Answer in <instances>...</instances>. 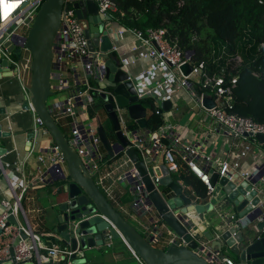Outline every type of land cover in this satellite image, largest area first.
Returning a JSON list of instances; mask_svg holds the SVG:
<instances>
[{
	"label": "built area",
	"instance_id": "1",
	"mask_svg": "<svg viewBox=\"0 0 264 264\" xmlns=\"http://www.w3.org/2000/svg\"><path fill=\"white\" fill-rule=\"evenodd\" d=\"M44 1L0 0V58L7 60L13 75L20 81H23L21 66L22 71H28L31 74V55L25 48V41L37 11ZM79 1L83 0H64L62 6L60 28L52 58V78L56 83L52 91L57 93L69 90V93L66 101L50 107L51 114L55 121L64 118L72 119L70 126L72 148L111 204V201H115L113 183H126L130 186L132 212L139 216L142 222L143 231L140 233L154 243L163 236L161 233L163 225L160 226L158 223L143 182L133 164L125 156V149L135 150L144 162L149 158L152 164L158 155L161 157L167 174L151 178L156 189H159L158 183L161 177H171L177 172V158H179L205 185L207 195L215 192V187L210 183V174L197 164L199 158L206 164L210 162V158L199 155L193 145L184 143L174 134L175 125H165L163 104L174 103L180 91L184 90L189 101L207 118L213 120L224 133L244 141L258 135L264 138V123H256L249 118L228 112L232 105V90L236 84V77L229 78L230 76L223 73H210L204 62L193 63L191 54L184 53L175 43L169 41L164 29L139 30L121 25L122 13L118 11L113 0H92L97 6L98 14L104 19L103 30L107 33L112 45L110 51L105 54L115 55L119 68L127 75V80L133 82L138 102L142 103L141 100L147 98L153 99L155 113L163 120V124L157 131L143 137L135 134L131 128L133 121L126 117L125 108L117 104L108 90L97 87L104 81L105 59L102 58L103 52L99 50V47L93 51L89 49L88 40L85 37L88 23L78 19L74 6ZM126 34L131 35L138 46H129L125 42L120 44ZM5 44L11 46L12 51L20 49L19 57L15 58L12 51L7 52ZM136 59L150 61V66L142 70L137 78L129 72L130 65H133ZM186 65L190 70L184 74L181 69ZM134 80L139 86L134 84ZM100 93L113 97V108L119 121V128L127 141L126 148L122 152H115L113 158L107 156L98 136L97 127L99 124L102 125L101 121L97 116L90 117V107L94 105L95 97ZM206 98L212 100V107L204 105ZM26 101L28 111L35 115V133L39 135L44 132L49 135L41 119L36 116L29 98ZM148 115L146 108V119ZM113 147L115 150L117 144ZM249 150L250 146L246 145L239 156L245 157ZM35 161L37 162L35 172L28 179L23 173L22 166L17 162L13 164V169L21 175L23 184L11 186V197L0 198V264L7 262L23 264L32 261L33 258L40 264V257L48 259L49 264H78L72 258L74 252L68 251L60 243L50 242L48 246L41 247L40 237L32 232L27 219L24 217V223L20 221V215H23L21 204L24 195L33 189L45 188L67 174L65 161L55 145L48 151H38ZM151 167L154 168L153 165ZM236 167L238 163H234L232 168ZM227 169L229 165L222 163L219 174L222 175ZM0 171H4L1 163ZM241 175L245 177L248 174L241 173ZM259 180L264 185V173ZM8 184H11V181L8 180ZM178 185L184 188L182 183ZM17 190H19L18 193ZM191 197L194 198L193 195ZM194 200L198 201L196 198ZM10 217H13L15 223L9 221ZM219 217L227 220L230 216L219 214ZM171 236L172 238L168 241L169 246L181 245V242H176L172 234ZM111 240V235L106 231L104 241L107 247H110ZM199 245L201 249L196 250L197 253L208 262L235 264L229 257L212 249L208 241H201ZM39 250H44L46 254L42 256ZM134 257L141 263L135 255Z\"/></svg>",
	"mask_w": 264,
	"mask_h": 264
},
{
	"label": "water",
	"instance_id": "2",
	"mask_svg": "<svg viewBox=\"0 0 264 264\" xmlns=\"http://www.w3.org/2000/svg\"><path fill=\"white\" fill-rule=\"evenodd\" d=\"M63 2L64 0H45L41 4L25 41V48L31 55L29 102L61 153L67 172L57 179L65 182L62 192L64 196L60 200L56 198V203L52 205L56 217L52 218L54 228L47 236L55 238L68 251L74 252L72 258L78 264L86 262L85 258H77L78 256L81 257L86 251L103 244L106 231L112 240H122L143 264H212L196 251L201 249L199 243L204 240L210 243L212 249L222 254L226 251L234 256L237 264H264V185L259 180L264 169L249 173L245 177L230 169L222 175L211 171L210 183L217 188L216 193H223L226 197L231 212L227 220H222L213 209L216 199L199 204L169 176L161 177L158 183L159 187L167 189V192L156 189L151 178L162 176L161 172L166 175L164 165L159 167L160 169L152 168L149 158L144 162L135 150L125 149V156L133 164L143 182L158 223L160 226L163 225L162 235L170 232L176 242H181L179 246H168L165 249L155 247L151 239H147L131 225L97 187L70 141L59 129L48 105L49 98L54 95L52 58L60 28ZM74 6L78 19L88 23L85 37L90 51L99 47L103 52L104 81L99 87L108 90L117 104L125 108L126 117L130 121L141 129H146V107L138 102L133 82L127 80V75L119 68L115 55L105 54L110 51L112 45L103 26L95 25L101 18L96 4L92 0H83ZM4 46L7 52L12 51L11 46L7 44ZM19 54L20 49L12 51L15 58H18ZM181 70L187 74L190 68L186 65ZM12 76L13 72L7 60L0 58V80ZM111 95L103 93L98 95L112 132L117 138V148L114 150L108 134L101 124L98 125V136L109 158H113L115 152H122L127 146V141L119 128ZM204 105L212 107L213 102L206 98ZM169 108L170 103L165 102L163 110L167 111ZM23 109L29 110L27 101L24 102ZM4 114L0 109V115ZM1 128L0 120V137H9L10 134L1 132ZM31 137L32 134H29L27 139ZM255 138L264 141L262 136L258 135ZM4 153L5 150L0 148V155ZM9 221L15 223L13 217H10ZM206 222L210 223L211 228L214 227V237L206 231ZM197 226L203 230L202 235L197 232Z\"/></svg>",
	"mask_w": 264,
	"mask_h": 264
},
{
	"label": "crops",
	"instance_id": "3",
	"mask_svg": "<svg viewBox=\"0 0 264 264\" xmlns=\"http://www.w3.org/2000/svg\"><path fill=\"white\" fill-rule=\"evenodd\" d=\"M95 25H102L104 27V19L101 17ZM123 42L127 43L129 46H138V43L129 34L123 37L120 44ZM149 66V60L136 59V62L130 65L129 72L137 78L138 74ZM22 68L21 66L23 81L18 80L15 75L0 80V109L5 113L4 115H0L2 125L1 132L10 134L9 137H0V148L5 150V153L0 155V163L4 170L2 172L0 171V198L11 197V186L23 184L21 175L16 173L13 169V164L15 162L22 166L23 173L26 179H28L35 172L37 163L35 161V156L37 152L48 151L54 146L49 135L44 132H41L39 135L35 133V115L31 111L23 109L24 102L29 98L28 90L30 87L31 74L28 71H22ZM134 84L139 86L136 80H134ZM53 85H56L54 81ZM97 87H99V85H97ZM68 93L69 90L54 93V95L59 94L62 98L53 101L48 100L49 107L66 101ZM172 104H170L169 110H163L165 114V125H175L176 131L174 134L179 136L184 143L193 145L199 155L210 158L208 164L201 158L197 160L198 166L208 174H211V171L219 173L222 163H227L231 171L238 173L249 174L264 169V141L261 138L247 139L244 141L224 133L213 120L207 118L201 110L189 101V97L184 90L180 91L178 98L175 99ZM148 114L149 110L147 109V115ZM98 118L100 120V117ZM71 122V118H64L56 121L59 129L68 141H70L71 138ZM131 128L135 134L141 137L149 132L147 128L141 129L134 122ZM29 134H32L31 139H27ZM110 135L113 136L114 139L112 140L109 137L110 143L114 146L117 144V138L112 130L109 132L108 136ZM246 145L250 146V150L247 151L245 157H240L239 155ZM162 162L161 157L158 155L152 165L159 168L163 166ZM234 163H238V167L235 169L232 168ZM177 165V172L171 175L174 182L177 184L182 183L184 191H189V195H193L194 198L198 200L197 202L199 204H206L210 200L216 199L213 204V209L217 217H219V214L227 217L231 215L229 207L227 206V199L223 193H216L217 188H215L214 193L210 195L206 193L205 200L199 198L194 191L184 185L180 175L183 174L187 167L179 158H177ZM161 174L163 176L164 172H161ZM8 180L11 181L12 185L8 184ZM63 185L64 183L61 184V187H63ZM53 186L54 183L45 188H37L27 192L21 204L23 215H20V221L24 223V217L27 219L32 232L40 237L39 244L41 247L48 246L50 242L59 243L55 238L47 236L54 228L52 218L55 216L53 212L55 208H52V205L56 203V198L60 200L64 196L63 193L59 194L57 192L58 189L53 188ZM158 188L162 192H167V189L163 187ZM112 190L116 201H111L113 207L119 211L123 217L131 221L135 225L134 227L142 233L143 229L142 222L139 220L140 217L134 215L132 212V194L130 186L126 183L115 182L112 185ZM18 192L19 190H17V193ZM209 224V222H206L207 227H205V229L214 237V227L211 228ZM200 225L202 224H199V226ZM197 229L198 231H196L202 235L203 230H200L198 226ZM171 238V234L166 232L161 236V239L155 241L153 245L157 248L165 249L169 246L168 241ZM119 240L120 239L111 240L110 247H107L103 238V244L101 246H96L86 251L84 255H81V257L78 256V258H85L86 262L84 264H141L134 257L126 244L121 240L126 247L124 248L122 244L119 243ZM39 253L42 256L46 254L44 250H39ZM224 255L237 264L234 256L226 251H224ZM31 262L32 264H39L35 258H33ZM39 262L40 264H49L48 259L44 257H40Z\"/></svg>",
	"mask_w": 264,
	"mask_h": 264
},
{
	"label": "trees",
	"instance_id": "4",
	"mask_svg": "<svg viewBox=\"0 0 264 264\" xmlns=\"http://www.w3.org/2000/svg\"><path fill=\"white\" fill-rule=\"evenodd\" d=\"M113 1L122 13L121 25L139 30L164 29L166 38L190 53L193 63L204 62L210 73L224 70L229 78L236 77L228 112L264 123V0ZM227 56H240L241 62L226 63ZM141 102L149 110L146 125L153 133L163 120L155 113L153 99ZM180 177L199 198L206 199L204 184L188 168ZM53 188L59 194L63 192L61 185ZM186 193L189 195V191ZM119 243L126 248L121 240Z\"/></svg>",
	"mask_w": 264,
	"mask_h": 264
},
{
	"label": "rangeland",
	"instance_id": "5",
	"mask_svg": "<svg viewBox=\"0 0 264 264\" xmlns=\"http://www.w3.org/2000/svg\"><path fill=\"white\" fill-rule=\"evenodd\" d=\"M223 50V49H221ZM221 57L223 56V52H221ZM224 61L226 63H230V62H234V63H240V56H235L234 58H230V57H224ZM221 73L224 72V70H221L220 71ZM62 97H60L59 94H56V95H53L51 98H49V101H53L55 99H60ZM95 105H93L92 107H90V112H91V115L90 117H100V120H101V123H102V127L103 129L105 130V132L107 134H109V132H111L112 130V127H111V124L109 122V120L107 119V116L103 110V107H102V104L100 105V102L97 100V98L95 97V102H94ZM87 126V123L85 124ZM56 182H60V181H56ZM56 182L54 183V186L57 187L58 185L60 186L61 184L65 183L63 181H61V183L59 184H56ZM131 225L135 226L131 221H129L126 217H124ZM21 219V218H20Z\"/></svg>",
	"mask_w": 264,
	"mask_h": 264
}]
</instances>
